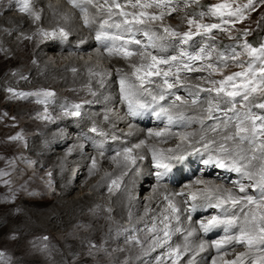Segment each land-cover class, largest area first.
<instances>
[{
    "label": "rangeland",
    "instance_id": "1",
    "mask_svg": "<svg viewBox=\"0 0 264 264\" xmlns=\"http://www.w3.org/2000/svg\"><path fill=\"white\" fill-rule=\"evenodd\" d=\"M45 1L49 5H54L57 7L60 6L64 10L66 8L67 11H69V0H45ZM108 1L109 2H107L106 4L105 0H83L78 4V8L77 9L75 8L77 11L76 12L77 16H79V20L84 19V21H85V15L87 16V19L89 15H91L93 18H96L98 14V10H102L103 8L105 10V11L103 10L104 12L103 14L111 15V17L99 18L97 21H95V24L90 25L91 30L94 31L93 32V35H95L93 36L94 39H96L97 34L102 31V25H104L105 21H107L108 24L111 25L120 24L121 25L120 29H122V27L123 28L127 27L122 23L124 17L119 14L120 9H116L113 7L111 9V14H110L109 6L111 5L112 0H108ZM4 2H7V0H4ZM30 2L33 4V6H31L30 8L34 7L35 3L29 0V3ZM117 2L124 6L123 7L124 11H127L129 13H138L143 11L148 13L149 15L158 16V14H160L159 16L162 15L163 17L162 19L151 20V21L145 18L144 26L147 27L146 28L147 30L149 29V31H153L152 33H155L156 37L163 38L166 36L165 38L168 39V42L169 41L173 42L174 44L171 50H166L164 52H161L160 50L161 46L157 49L145 48L144 46L147 45L149 41L148 38L145 35H143L144 31L142 30L134 31L130 33L128 32L129 35L126 34L127 37L126 35L125 36L122 35V37L124 40L136 39L141 41L140 45L133 44L134 47L137 46L136 53L139 52L150 53L151 55H155L157 57L164 59H170L173 56L177 57V59L180 58L179 60L180 62H175V64L171 62L172 63L171 71L168 75V80L170 83L174 85V87L168 89L163 83L162 76L153 75L147 77L148 78L147 80L151 82L149 83L146 81L143 85V88L148 90L145 91L147 96L143 98L136 96L137 97L136 99L134 97L135 100H138L140 102L142 101L141 103L145 104L146 106L152 107L154 110L160 111L161 108L166 109L167 114L173 117V122L169 123L167 116L162 113L160 115V119H161V121H159L160 123L157 122L159 124H150V122L151 123L155 122L154 116L157 115L158 113L154 111L152 117L149 120V126H142L136 124L134 122V119L132 118L133 116L129 114L128 102L124 99V93L121 91L120 81L122 77H124V74L123 75L121 74V76H117L113 80H110L109 82L111 84L110 87L106 88L108 84L107 81L104 84L101 83L102 85L99 84L103 89L101 91V95H99L100 92H95L94 84H93L94 82H90L91 84L89 86L78 85L75 82L71 84H62L57 82L56 84L53 83L51 84V86H49L50 85L49 80L37 81V83L33 81L32 78L31 80H29L30 74H26L25 78L24 77L20 78L23 81H21V85H19L17 88H11L14 90L7 89V91H5L4 82L8 76L15 77V74L16 76L25 74L26 72H30L29 68L31 66H37L38 64L37 58L33 57L34 56L33 54H35V52L39 48H41V45H44V43L47 41L45 36L42 34V31L51 30V26L43 25L46 22L42 14L44 10H42L43 8L41 7V3H40L38 14L39 13L41 14L39 15L41 21L39 19L37 21H30L29 19L27 20L24 19L26 22L28 23L30 22L32 23V25L35 26L33 32H31L29 36H25L26 33L23 34V37L21 35L20 36L21 39L18 40V43L16 44L12 52H10L9 47H3L2 49H0V56H2L0 57V137H1L0 153L5 154L4 158L0 157V167H1L0 169L1 172L0 174V253H2V255H0V264H154V263L174 264L172 262L175 261V259L173 261L170 260L171 259L170 257H172L174 254L173 252L164 253L165 251L162 252L159 248L157 249L156 235L159 234V230H158L159 222L155 220L150 225L149 228H146L143 222H146L147 220L142 219L144 216V213L141 212L142 209L139 210L140 212L138 214H134V212L132 213V210L126 209L125 210V212H127V217H126L127 219H126L118 216L115 212V209L112 206H110L109 208L102 207L103 211H108L107 216L98 217L97 214L95 215V217H91L92 218L91 221L92 223H94L93 224L94 226L97 225L96 223L99 221L104 224V225L102 224L103 225L102 229H99L98 226H97L98 228L96 227V229L92 227L86 228L88 225H86V227L84 228H81L80 227L81 223H79L78 221L74 220L70 223L69 221L65 222L62 214H60V217L62 219L57 217V214H54L55 216L52 215L51 221L48 224H44L43 226L40 225L41 218L39 214L40 212L45 213L44 208L45 207L48 208L50 207V205H41L40 208H36L32 205L27 206L25 204H22L21 202L22 199L32 198L33 201H39V200L45 201L48 200L49 198L60 200L61 197L59 196L60 192L57 187V182L56 180L54 181L53 171L45 175V173L42 172L45 169L44 166L40 164L39 160H36L34 154L30 151V148L28 147L29 146L32 147L36 145L37 140L43 138L46 133L56 134L60 136V134H63L64 132L68 139H72V137L74 139L76 137V133L72 132L71 134H69L70 133L69 124L78 127L76 124L78 123L79 120H81L82 122H84V127L89 132H85L86 134H84L85 136L82 137L83 138L82 140L78 138L80 141L77 142L78 145L76 149L77 154L81 152V157L82 158L85 157L87 162L92 157V161L90 162L91 163L90 167L93 165L94 167H97L95 164H93L95 163L93 162V156L90 155L93 152V150L92 149L86 150L87 141H91L93 137L95 138V140H98V137H102L103 135H105V132L106 134L107 132H109L108 134L113 133L114 138L117 139L116 143L112 142L114 138L111 139L109 137H106L105 139L106 141L109 140V142H106L109 145V151L105 153L102 150H100V152L97 151L98 153H100L99 160L101 164H99L100 168L97 169L98 171L96 172L95 176H92L94 178L93 182L95 185L97 183L101 184L102 179L104 180L106 176L110 175L111 173H114V169L112 168L110 169L111 166L109 163L107 165H102V160H107L112 162L117 161V159H120L122 157L123 152H125V149H133L134 147L136 148L137 145H140L139 147L140 149L146 143L145 142L146 139L145 138L143 139V137L140 138L142 140H139V137L129 139V137H126L127 133H129L128 135L132 136L134 132L141 133L144 130L146 132H152V133L155 132L162 133L165 131L166 132L169 131L172 133L171 138L157 140L158 143H153L154 146L156 144L155 147H157V145L158 146L160 145L159 142L170 144L169 146H163V148L164 147L171 148L173 146H176L178 143H181L182 145H186L185 149H187V147L189 149L186 151L184 150L183 152L177 151L175 152V154H172L170 156L168 154H164V153L161 154L160 152H158L156 153L157 157L160 159H164L167 157L185 158V156H190L197 159L196 167L197 169H201L198 162L200 163V161H203L201 165H205L204 161L208 159V155L207 156L205 155V152H207V150H205V146L207 144H208L207 146H209L210 144L213 143L211 139L214 136L211 135V133H213V131L215 130H218L219 127H221V125H224L225 127V125L227 124L225 122L231 120L232 119L231 115L234 114V112H232V114L226 112L223 115H221L222 118L217 119L218 121L216 120L208 121L209 111L207 110L210 107V101H212V98L213 99L215 98L214 101L216 104H219V106L222 105L223 107L225 106L229 107L231 105L230 103L227 102L229 99L228 97H226L223 93L217 95L214 89L220 87L218 83L220 80L224 79L226 76L232 75L235 72H240L245 70L248 63L252 61V57H250L243 48V45L245 43L251 45L254 48H260L261 46H264V0H251V3L249 2V0H158V1L141 0V3L152 4V7L143 8V9L140 8L139 6L133 8L131 4H129L128 0H117ZM132 2L135 3V0H132ZM62 4H64L65 6H63ZM218 4L227 5V7L223 9L224 12L223 19L228 20L229 23H223L219 15L212 14L213 7ZM20 7L21 4L19 1L15 9L13 8L6 9V5L0 4V19L3 18L5 15H9V16L12 15L18 16L19 14L23 15V13L25 12H21L19 10ZM32 9L34 10V8ZM228 12L240 13L243 16V19L238 20L236 15L229 17L227 15ZM201 13H203L204 15L201 16ZM55 16L59 17L60 14L58 13ZM129 19H131V17H129ZM190 19L195 20L199 24H217L220 25V27L212 29L209 33H205L203 29H200L198 32L195 25L190 26L188 24V20ZM56 21L58 20L54 19L53 23L55 24ZM51 24L52 23H50V25ZM84 25L86 27L88 26L87 24ZM105 27L106 28H104L103 31L110 33L109 34L110 36L113 35L121 36L120 33L116 31L119 28H116L114 26L107 27L106 25ZM164 28L173 29L180 35L175 37L167 36V34L164 32ZM2 29L3 28L1 26L0 31ZM61 30L58 29L57 31H55V33L61 34L62 33ZM65 30L67 32L69 28ZM82 30L88 31V27L87 28L82 27ZM11 31L14 32L13 30ZM189 31L193 33L192 38L189 39L187 43H183L182 42L183 33ZM12 32L9 33L8 31L6 33L7 35H9L12 34ZM63 33L65 32L63 31ZM67 33H69V31ZM245 33H247V35H245ZM84 35L85 36L83 41H86L87 36L86 34ZM66 38H68L66 35L62 36V39L61 40L59 39V43L61 45L63 44L65 45L66 43H64L63 41ZM158 40L159 39H156L155 42H158ZM100 42L102 43V47L93 46L94 47L93 52L89 50L87 53H82L79 55L69 53L68 51L67 52L63 51L64 53L63 52L57 53L56 51H51V50H48L46 52L41 51L40 53L42 55V58L44 59L45 62L44 64L49 69L51 68L50 71L53 70L56 71L57 75L73 74L79 71L77 68L59 71L62 68L67 67L70 63H74V64L84 63V65H87L85 69L88 71V74L90 73V71L94 72V70H96L97 72L109 71L108 74H112L113 71L112 68L108 69V67L111 66V62L109 63L108 66H106L105 62L107 60H112V59L117 60L120 58L124 60L129 58L140 57L139 54L138 56L136 54L129 58L123 59L122 54H120V56L122 55V57H120L118 54L117 55L114 54L108 55L109 53L105 54L104 52L107 51L105 45L111 46L112 43L110 42V40H102ZM201 49H204L205 58L195 61L188 60L187 58L188 55H192V56L199 55L201 53ZM233 49L237 53H240L238 59L235 61L232 59H227L224 63H222L220 59V54L223 53L226 57H230ZM129 50L132 51L133 49L129 48ZM15 52H17L16 56L19 57L16 58V56L13 55ZM95 52L100 54L99 60L98 59L94 60V57L93 59H91L92 58L91 54ZM181 52H184L185 55L181 56L180 55ZM53 55L55 57H53ZM209 55H210V59L208 58ZM50 57H53V59ZM15 59H17L16 62H13L15 61ZM181 61H183L184 63ZM240 63H243V67L238 66ZM255 63L257 64V66L259 65V61H255ZM186 64L189 65L188 68H185ZM209 64H211L213 67L209 68L208 67ZM168 66L169 65H164V64L159 65L162 71H168L169 70ZM132 67L133 65L130 64V70L132 69ZM104 76L106 75H103V77L99 78L100 79L99 81L102 82V80H106ZM128 78L129 77H126L125 80L127 79L129 83V81L131 80H129ZM133 78L136 79V76L134 75ZM53 81H58V79L54 78ZM213 82H217V83H213ZM240 82L241 81L239 79L236 81L237 86H239ZM114 84H116V86H114L113 88ZM130 84H132V82ZM71 86H75V87H71ZM16 90H20V91H16ZM137 90L138 91H136V94H138L139 92L144 93V90L142 91L140 90V88ZM163 90L166 91L162 93L161 91ZM19 92L31 93L32 95L20 96L18 95ZM44 92H50L53 95L44 96L43 95ZM149 92L152 95H150ZM160 93H162L164 96L166 95L162 100L163 102L159 99L160 95H162ZM104 95L105 96L108 95L109 97L108 99H104L103 102H106L107 100H110L112 102L113 98H115L116 95H119L116 100L119 101V99L122 98L123 100L121 101V103L123 107L127 109H125V111L123 112L124 109L121 107V103L119 105V103L115 102V104L113 105L107 104V106H105L107 107L106 109L99 107L100 111L99 110L97 111L96 109L97 106H94V104L96 105V103H91V102L94 101L93 100L94 98H96L97 100L103 99ZM53 96L55 97L51 98ZM153 96L157 97L155 101H153L152 99ZM177 97H179L180 99H177ZM193 101H195V103H193ZM237 101L238 103L236 104L235 111L242 113L243 111H245V109L241 107L242 102H240L239 97H237ZM50 102L52 104H47ZM258 103H264V93L258 92L253 94L252 97H250V105H254ZM201 104L203 105V114H201L202 116L200 115L201 117L200 121L198 120L195 121L194 116L196 117V115H194L195 113L192 112L191 109L193 107H197L202 111L201 109L202 106L200 107ZM75 105H80L79 116H73L70 114L71 112L76 110L74 107ZM50 106L51 108H53L51 109V111H49ZM226 107L225 109L229 110V108ZM146 109H148V107H146ZM179 109H181V111H179ZM18 110H21L23 114L22 115L16 114ZM88 111H90L89 115H91V112L94 113L98 112V114L103 112L102 118L99 120L98 119L95 120H98L99 121L98 124H102L103 128H106L108 125H111L113 128L116 129V130L114 129L116 132L114 131L115 132L114 133L112 128H107V130H101V128H99L98 126L96 132L92 131L91 125L93 124L90 122L87 123V121H85V119L88 116L87 115ZM105 112H109L110 116L108 114L106 115ZM252 112L255 113L257 116L264 115V109H260L258 107H252ZM45 116H47L48 118L45 119L44 118ZM104 116L110 117V121H106L108 119H103ZM140 116H142V112L138 114V117ZM61 119L64 120V123H66L67 127L60 125V123H62ZM59 120L61 122H59ZM221 120L224 122H221ZM201 121L203 124H205L204 122H207L206 123L207 125H211V124L213 125L216 123L218 124L221 122V125L216 124V126L218 127L217 128L215 127L211 133L209 132L203 133V129H204V128L202 129L203 126L201 127L202 130L198 128L199 122ZM257 123H259V121H257ZM151 126L152 127L156 126L158 127V129H152L150 128ZM148 127L150 129H148ZM224 127L222 126V128H220L218 131L220 132L226 131ZM221 129H223V131ZM233 133L231 132L229 135ZM198 134H200L199 137H201V140H199L200 144L199 141H197L195 143H192L194 145L193 146L192 144H190V142H192L191 139L192 137ZM225 135H228V133L226 132ZM17 136H19L20 138L12 139V137H17ZM209 138H211L210 139L211 141H208ZM95 140L93 141L96 143ZM125 141L126 143L127 141H129V143L130 141L133 142H131L130 144H126ZM201 141L203 143H201ZM119 142H121L122 144H120ZM257 143H259V139L257 140ZM104 144L105 142L103 141V143L98 142L95 145L103 146ZM62 145H64V143ZM71 145H73L72 142H68L66 144L67 148H69ZM120 145L123 146L120 147ZM123 147H125V149ZM243 147L247 149L245 146ZM163 150L166 149L164 148ZM44 153L54 158L56 156L61 155L62 148L53 146L49 149L47 148L44 151ZM209 153L212 152L209 151ZM69 154L70 156H72L71 154H73V152ZM130 154L133 157L128 156L126 160L127 159L131 160V158L132 159L136 158L137 161L139 159L140 160L146 159L144 156L141 155L143 153L131 152ZM251 155L252 152L250 151L249 156ZM77 156L80 157V155ZM151 156H153V154H151ZM70 160L73 163L74 160L77 161L78 159L76 156H73L72 158H70ZM173 160L175 162L178 161L177 159H173ZM150 161L152 164L149 163L147 164L149 166L145 165V167L143 166V168L141 167L140 163L137 165L135 162L132 165V167L129 168V170H133V172H136L137 175H140L139 179L141 177L142 179L141 182L144 181V177L146 176L149 177V179H153L154 174L152 172H154L156 168H152V169H148V168L150 166L151 167L154 166L156 164V161L153 159V157L151 158ZM192 161L194 162V159ZM166 162H168V160ZM256 162L257 160L255 161V163L253 161L252 162L253 165L257 164L259 166L260 161L258 160V162L257 163ZM72 163H70V165L69 163H67V165H69L70 167L66 169V171H70L69 169H72L71 171L75 173L80 166L77 164L73 166ZM54 164H55L54 166L57 168L62 166V164L61 165L58 163H54ZM181 165L182 168L180 169L181 172H179V174L170 175L174 179L178 178L180 183L178 181V185L174 187L167 185L165 183H162V185H164L165 188L167 186V189L169 190L171 188L175 190L178 189L180 191L181 189H183V187H187V195L185 196V198L181 199L182 200L181 202L185 207V210L182 211L183 214L182 213L181 214L185 216V219L188 220V222L191 221L193 223L195 222V224L197 225V230L201 231L202 234L207 235V232H204L200 228L199 224L201 222L205 223L206 222L205 220H210V219L206 218V216L194 217V213L191 214L192 213L191 208H193V205H195L194 203L195 201H198L199 204H204L206 201H208L207 198H205L206 196L201 194H199L197 200H195L194 202L190 198L192 194H196L198 190L202 189V187H196V185H194L193 187H191V184L188 185V183L190 182L192 183V181H196V179H198L197 176H200V172H198L197 175H193L191 179H186L189 181V182L187 181L188 183H184L185 180L180 178L179 176L180 173L187 170L188 173H190L191 175L193 170L192 169L190 170V168L187 165H185V167L183 164ZM116 170H119L118 166ZM71 171L70 173H72ZM253 171H255V168H253ZM35 172L38 173L37 177H35L36 176ZM214 173L217 174L216 172ZM215 177H217V175ZM240 178H242L240 175L233 172V174L228 175L227 182H222L217 180L216 184H213L212 186H220L227 191H231L232 194L234 195L235 194H239L240 196L242 195L241 197H246V195L249 196V194L253 193L254 194L253 197L256 198V196L259 193V189L257 190L254 184L250 182V180L248 179H245L243 183H239L238 181L240 180ZM218 179H220V176H218ZM47 180L48 182H46ZM82 180L83 179H81V181ZM114 180L116 181L117 184L118 178H115L112 181ZM79 181H77V184L74 185L72 191L66 196L65 201H69L73 198L80 199L86 195H91L93 193V190L92 189L90 190V187L87 188V187H83V185H78ZM112 181L106 186V188H105V184L103 183L104 185L102 184L103 186L102 188L103 189L105 188V191L102 190L101 193L95 195L98 198H102V197L106 198V195L108 197L109 193H114V196L124 194V189L120 187H117L116 189V185H113ZM236 181L238 182L239 185L236 184ZM153 184L156 186L158 184L160 185L161 183L153 181ZM240 184L247 186V188H249V192L248 193L237 192L240 190ZM203 189H205V187H203ZM147 190L151 192L150 189ZM145 193L146 190L142 192L138 191V193L135 196L137 197V199H139L137 200V203H139L140 205L148 197V194ZM171 193H173L174 197L176 196L175 198H178L179 196L178 191H174V192L172 191ZM13 196L18 198L15 200L14 203L16 208L13 209L12 211L11 205L13 203V199H12ZM216 197L214 196L210 197L213 203L209 202L208 205H203L201 207H198L196 209L197 212L204 210L207 211L206 215H208L211 218L215 216L220 218L221 220H235L236 223L235 226L232 227H229L226 224H221L219 227L213 228L212 230L217 232L216 234L218 235L217 238L205 239L204 235L201 236L197 235V238H195V240L193 239V241L203 246L206 250L208 249V247L205 246L210 244V242L216 244L215 242L218 241V239H221V237L222 239L223 238L225 239V237L228 238L232 236H239L240 233V227L237 226V223L239 221L237 219L239 216L238 214H240L241 211L238 213L237 212L234 213L233 212L234 210L232 208L231 214L228 215L231 207L229 206L225 207V206L228 203H231V201L227 203H223L221 200H218ZM109 198L112 199L111 197ZM157 200H159V198ZM242 201L244 202L245 200H241V202ZM110 202L112 201L110 200ZM219 202L220 203L222 202L221 207L209 206L210 204L215 205ZM252 206L256 208L255 205ZM28 212H32L35 217L33 216V218H30ZM263 212H264V208H259V213L261 214ZM150 216L152 218H155L154 212H152ZM148 218L150 217L148 216ZM140 219H142V221ZM226 228H228V231H225ZM94 229L97 233L96 239L93 238V236H91V233L94 231ZM45 237L47 239H45ZM233 241L237 243V245L229 247L230 254H232L233 257H227L226 253H224L221 250L218 251L217 253L212 254V256L211 254L208 256L205 255L203 256V254H201L198 260L204 264H210L214 260H217L218 264H237V262L243 256L242 254L246 252H251V250L259 251L258 253L261 255L259 257L260 258L264 257V244H261L259 246L261 248L258 247L252 249L251 247L256 246L257 242H254L253 245L249 247V245L246 242H237L236 240ZM179 247L181 248L182 245H180ZM119 250L124 252V256H120L118 254ZM133 251H135L136 253ZM161 256L164 257L161 258ZM148 260H151V262ZM178 264H189V262L186 259H181L180 261H178ZM248 264H264V261L260 263H257V261H251Z\"/></svg>",
    "mask_w": 264,
    "mask_h": 264
},
{
    "label": "bare ground",
    "instance_id": "2",
    "mask_svg": "<svg viewBox=\"0 0 264 264\" xmlns=\"http://www.w3.org/2000/svg\"><path fill=\"white\" fill-rule=\"evenodd\" d=\"M18 1L19 0H7V2H8L7 3V2H4V0H0V4L6 5V9H12V8L15 9L16 6H17ZM31 1L33 3H35V6L32 7V8H34V10L31 8V12L33 14L30 15L28 13H23V15L19 14L18 16L17 15L16 16L15 15L14 16L13 15L12 16L5 15L3 18L0 19V27L2 26V28L4 29V30L2 29L3 31L2 30L0 31V49H2L3 47H9L10 52H12L14 50V47L18 43V40L21 39V37H20L21 35L23 37V34L26 33L25 36H29L31 34V32H33V29L35 28V26L32 25V23H30V22L29 23L26 22L24 19H26V20L29 19L30 21H37V19H35V14H38V12H39L40 3H41V7L43 8L42 10H44L42 14H43V17L45 18V22H46L43 25L51 26V30L42 31V34L45 36L47 41L44 43V45H41V48L38 47L39 49L38 50L36 49L37 51L35 52V54H33L34 55L33 57L37 58V61H38L37 66H31L29 68L30 72H26L25 74H21L19 76H16V74H15V77L8 76L7 79L4 82L5 83L4 84V90L5 91H7V89L17 88L19 85H21V81H23V80H21L20 78H22V77L25 78L26 74H30V76H29L30 79L29 80H31V78H32L33 81H35L36 83H37V81H48L49 80L50 81L49 82L50 83L49 86H51V84H53V83L56 84L57 82L62 83V84H71V83L75 82L78 85L89 86L91 84L90 82H94L93 83L94 84V90H95V92H100L99 95H101V91L103 90L102 87H101V85H102L101 83L104 84L107 81V83L109 85L107 84L106 88L110 87V85H111L109 83L110 80H113L117 76H121V74L122 75L124 74V77H122V79H125L126 77H129L128 79L131 80V81H129V83L132 82V84H134L136 86V89L140 88V81H138L135 78H133L134 77V75H133L134 68L132 67V69L130 70V64L138 66L141 63L146 65L148 62H151L150 58L149 59H142L141 56L138 57V58H129V59H124V57H123L124 60H122L121 58L117 59V60H115V59L107 60L105 62L106 66H108L109 63L111 62V66H109L108 69L112 68V70H113L112 74H108L109 71L108 72H102V71L97 72L96 70H94V72L90 71V73L88 74V71L85 69L87 65H84V63H75V64L74 63H70L67 67L62 68L61 70H59V71H63V70H69V69L77 68L79 71L75 72L73 74L57 75L56 71H54V70L50 71L51 68L49 69L44 64L45 62H44V59L42 58V55L40 53L41 51L42 52H44V51L46 52L48 50H51V51H56L57 53H62L63 51H66V52L68 51L69 53L76 54V55H79V54H82V53H87L89 50H91L93 52L94 47H102V43L100 41H98L97 39L93 38V36H95V35H93L94 31L91 30V26L90 25L91 24H95V21H97L99 18L111 17V15L103 14L104 13L103 12L104 8H103L102 10H98V14H97L96 18H93L91 15H89V17L87 19L88 21L86 23L84 21V19H80L79 20V16H77V13H76L77 12L76 9L78 8V4L80 2H82L83 0H81V1L75 0V3L71 2V0H69V11H67L66 8L64 10L60 6L57 7V6H54V5H49V4L46 3L45 0H31ZM40 1H42V2H40ZM62 5L65 6L64 4H62ZM31 6H33V4L30 2V7ZM58 13L60 14V16L56 17L55 15H57ZM68 13H69V16H68ZM39 15H41V14L39 13ZM159 15L160 14H158V16ZM54 19L58 20V21H56L55 24L53 23ZM50 23H52V24L50 25ZM84 24L88 25L87 26L88 27V31L87 30L86 31L82 30V27L87 28ZM22 25H23V27H22ZM122 26H124V25H122ZM89 27H90V29H89ZM132 27L134 29H141L142 31L147 30L146 29L147 27H145L144 24L143 25L133 24ZM67 28H69V30H68L69 33H67L68 31L66 32V30H65ZM104 28H106V27L104 26L102 30H104ZM116 28H114V29H116ZM124 28L123 27H122V29L119 28L116 31L119 32L121 36L122 35L125 36L126 34L129 35L130 32L128 33L127 31H124ZM16 29H18V30H16ZM58 29L59 30L62 29L66 33V36L68 37V38L64 39V41H63L64 43H66L65 45L64 44L61 45L59 43V39L61 40L62 36H64V35H61L62 33L61 34L60 33L56 34L55 31H57ZM11 30H13L14 32H12ZM8 31H9V33L12 32V34L7 35L6 32H8ZM147 31H149V29ZM152 32L153 31H149V33H152ZM84 34H86V36H87V40L86 41H83L84 40V36H85ZM108 34H110V33H108ZM126 37H127V35H126ZM165 37L160 38L158 40V42H156V44L158 46L155 47V48L157 49V48H159L161 46L160 47L161 52H164L166 50H171V48H173L172 46H173L174 43L171 42V41L168 42V39H166ZM110 42L113 43L111 40H110ZM116 44L119 45L120 41H116ZM129 48L133 49L132 51H135V52L137 50V46L134 47L133 44H129ZM30 53H32V52H30ZM104 53L106 54V53H108V51H105ZM159 54H160V52H159ZM13 55L16 56L17 52H15ZM108 55H110V54H108ZM114 55H117V54L114 53ZM164 55H165V53H164ZM137 56H138V54H137ZM0 57H2V56H0ZM17 57H19V56H16V58ZM53 57H55V56L53 55ZM53 57H50V58L53 59ZM91 57H92L91 59H93V57H94V60H97V59L99 60L100 54L95 52V53L91 54ZM120 57H122V55ZM54 59H56V58H54ZM16 60L17 59H15V61H13V62H16ZM179 60H180V58L177 59L176 61H174L173 63L175 64V62H180ZM37 61H35V62H37ZM181 62H183V61H181ZM171 65H172V63H171ZM29 66H30V64H29ZM113 68H115V69H113ZM172 68H173V66H172ZM168 69H169V66H168ZM103 75H106V76H104L106 78V80H102V82H101V81H99L100 80L99 78L103 77ZM141 75L143 76L144 74L141 73ZM54 78H57L58 81H53ZM126 81L128 82L127 79H126ZM99 84H101V85H99ZM114 86H116V84L113 85V88H114ZM71 87H75V86H71ZM77 87H80V86H77ZM11 90H14V89H11ZM16 91H20V90H16ZM165 91L166 90H163L161 92L164 93ZM162 93H160V94H162ZM89 94H88V96H89ZM197 94H199V93H197ZM118 96L119 95H116L115 98H113L112 102L110 100H107L106 102H103L104 99H108V97H109L108 95L107 96L104 95L103 99H101V100L98 99L97 100L96 98H94L93 99L94 101H92L91 103H96V105L94 104V106H97L96 107L97 111L98 110L100 111L99 107H102V108L106 109L107 107H105V106H107V104H112L113 105L116 102V103H119V105H120V103H121V101L123 99L122 98H120V99L118 98L119 101H117L116 99H117ZM136 96H138L140 98H143V97L147 96V94L144 91V93L143 92L142 93L139 92L138 94H136L135 95V99L137 98ZM54 97L55 96H53L51 98H54ZM214 100H215V98L214 99L212 98V101H210V105L212 106L213 110L211 112H208V121L209 120L218 121L217 119L222 118L221 115H223L226 112L232 114L233 111L226 110L225 109L226 106L225 107H223L222 105L219 106V104H216ZM102 102H103V104H102ZM167 102H168V100H167ZM47 104H52V103L50 102V103H47ZM202 104H203V102H202ZM202 104L200 105V107L202 106V108H201L202 111L200 109H198L197 107H193L191 109L192 112L195 113L194 115H196V117L194 116L195 119L193 118L195 121H197V120L200 121V118H201L200 115L203 114V105ZM91 105H93V104H91ZM121 107L124 109L123 112L125 111V109H127V108L123 107L122 103H121ZM147 107L150 108V106H147ZM226 108L231 109V105L229 107L227 106ZM51 109H53V108H51V106H50L49 111H51ZM145 109L146 108L139 109V112L145 111ZM182 110H183V108H182ZM154 111L158 112V113L160 112L159 110H154L153 109L152 112H154ZM179 111H181V109H179ZM89 112L90 111H88V113H87L88 116L85 119V121H87V123L90 122V123L93 124V125H91L92 129L94 127L96 129V131H97V126H98L99 128H101V130H107V128H112L113 132L116 130L111 125H108L106 128H103L102 124H98V122H99L98 120L102 118V113H103L102 111H101L102 113H100V114H98V112H95V113L91 112V115H89ZM105 113H106V115L107 114L109 115V112H105ZM16 114L22 115L23 112L21 110H18ZM197 116H199V117H197ZM231 116H232L231 117L232 119L230 118L231 120H228V121L225 122V123L228 124V125L226 124L225 127H224V125H221V122H224L222 120H221L220 123H218V124L216 123L217 125H219V124L221 125V127H219V129L222 128V126L226 129V131H223V129H221L223 132L218 131L219 130L218 129V130L213 131V133H211L212 130L215 127L216 128L218 127V126H216V124L207 125L206 124L207 122H204L205 124H203L202 121L199 122L198 128H200V130H202L203 128L206 129V130L203 129V133L209 132V133H211V135L214 136V137H212V139L211 138L208 139V141L212 140L213 143L209 142V143H212V144L207 146L208 147L207 148V152H205L206 156L208 155V157H209V155H218V152L216 150L219 148V146L221 144L226 143L227 146H229V147H234L235 146V143H236L235 141H227L226 142L224 140V137L226 136L225 135L226 132L229 135L231 132L233 133V132L236 131L235 124L237 123V120H236L235 114H233ZM140 117H142V116H140ZM95 119H98V120H95ZM103 119H108L106 121H110V117H107V116L106 117L104 116ZM59 122H61V121L59 120ZM117 122H120V121H117ZM159 123H156V122L151 123L150 122V124H159ZM60 125L67 127L66 123H64V120H62V123H60ZM76 125L78 127L73 126L72 124L71 125L69 124V132H70L69 134H71L72 132L76 133V137L74 139H73V137H72V139H68L64 132H63V134H60V136L56 135V134H49V133L47 134L46 133L43 138L39 139L40 141L37 140L36 145H34L32 147H30V146L28 147V148H30V151L34 154V157L36 158V160H39L40 164H42L44 166L45 169L42 172L45 173V175L47 173H50V172L53 171L54 181L56 180V182H57V187H58L59 192H60L59 196L61 197L60 200H55V199L49 198L48 200H45V201H41V200L33 201L32 198H23L22 199V201H21L22 204H25L27 206L32 205V206H34L36 208H40L41 205H50V207H48V208L45 207L46 209L43 206L45 213H41L40 212V214H39V216L41 218V224L40 225L43 226L44 224H48L51 221L52 215H54V214H57V217L62 219L60 217V214H62L65 222L69 221V223H70V222L75 220V221H78L79 223H81V226H80L81 228H84V227H86V225H88L86 228L92 227V228L96 229V227L98 226L99 229H102V227L104 225L102 222L99 221V222L96 223L97 225L94 226L93 225L94 223H92V221H91V219H92L91 217H95V215H97V214H98L97 215L98 217L99 216H107L108 215V211H103L102 207H105V208L108 207L109 208L110 206H112L115 209L116 214L118 216L122 217V218H126L127 217V212H125L126 209L132 210V213L134 212V214H138L140 212L139 210L142 209L141 212H143L144 216H145V218L143 216L142 219H146L147 220L146 222H143L146 228H149L150 225L155 220H157L159 222V225H158L159 234L156 235L157 249L159 248L162 252L165 251L164 253L173 252L174 253L173 256L170 257L171 259L169 258L171 261H173L175 259V261H173L172 263L178 264V261H180L181 259H186L189 262V264H204V263H202L201 261L198 260L199 256L201 254H203V256L204 255L208 256V255L211 254V256H212V254L217 253L218 251H221V250L224 253H226L227 257H233L232 254H230L229 247L235 246V245H237V243L235 241L228 242V238H226V237H225V239L224 238L222 239V237H221V239H218V241L222 242V246L221 247L218 248L216 246V244H213V243L210 242V244L205 246V247H208L207 250L204 247L201 248L200 244H197V243H195L193 241V239L195 240V238H197V235L201 236V235H204V234H202L201 231L197 230V225L195 224V222L194 223L192 221L188 222V220L185 219V216L182 215L183 214L182 211L185 210V207H184L183 203L181 202L182 201L181 199L185 198V196L187 195V187H183V189H181V191H180L178 189L175 190V189H171V188L169 190V189H167V186L165 188L164 185H162V183L160 185L163 186V187H161L159 184L155 186L153 184V181L156 182V180L158 179V177L156 175H153V179L155 178L154 180L153 179H149V177L146 176V177H144V181L141 182V180H142L141 177L139 179L140 175H137V173L133 172V170H129V168H131L132 165L135 162H136L137 165L140 163L142 168H143V166L145 167V165L149 166L147 164L151 163L150 160L153 157V156H151V154H153V151H155V153L160 152L161 154L164 153V154H168L170 156L172 154H175V152H177V151L183 152L184 150L185 151L188 150L189 148L187 147V149H185L186 145H182L181 143H178L176 146H173L171 148L164 147L166 150H163L164 149L163 146H169L170 145L169 143L159 142L160 143L159 146L157 145V147H155L156 144L154 146L153 143H158L157 140H159V139H161V140L162 139H170L171 135H172L171 132H169V131L162 132L160 136L155 135V133H158V132L152 133V132H146L145 130L143 132H141V133L140 132H134V134L132 136L128 135L129 133H127L126 137H129V139H132V138H135V137H139V140H142V139H140L141 137H143V139L144 138L146 139V141H145L146 143L144 144V146L142 148L139 149V147L138 148L134 147L133 149H131V152L143 153L141 155L144 156L146 159H144V160H140L139 159L137 161L136 158H133V159L131 158V160H128V159L126 160V157L131 156V154H130L131 152L130 153L123 152L122 157L120 159H117V161L112 162V161L102 160V165H107L109 163L110 166H111L110 169L111 168L114 169V173H111L110 175L106 176L104 178V180H106V181H104L102 179L101 184L97 183V184L94 185V182H93L94 178L92 176H95L96 172L98 171L97 169L100 168L99 164H101L100 160H99L100 153H98L97 151L100 152V150H102V151H104V153L108 152L109 151V145L106 142H109V140L106 141L105 139H106V137H109V138L112 139V138H114V135H113V133L112 134H108L109 132H107V134H106V132H105V135H103L102 137H98V140H95V138L93 137L91 141H87L86 150H89V149L93 150V152L91 154L90 153L89 154L91 156H93V162H95L93 164H95L97 166V167H94V165H93V166L90 167V164H91L90 162L92 161V157L90 158V160L88 159L89 161L87 162L85 157H83V158L81 157V152H79V154H77V150H76L77 146H78L77 142L83 139L82 137L85 136L84 135V134H86L85 132H89V131H87V129L84 127V122H82L81 120H79ZM88 125H90V124H88ZM75 127H76V129H75ZM170 127H172V126H170ZM201 127H202V129H201ZM150 128L158 129V127H156V126L155 127L151 126ZM150 128L148 127V129H150ZM65 131H66V129H65ZM216 132H218V133H216ZM150 133H152V134L150 135ZM200 134L192 137V139H191L192 142H190V144L201 140V137H199ZM206 136H209V135H206ZM93 140H95L96 143H98V142H102L103 143V141H104L105 144L103 146H101V145L96 146L95 145L96 143ZM116 140L117 139L114 138V140L113 141L111 140V141L116 143ZM0 141H1V137H0ZM202 141H201V143H203ZM68 142H72L73 143V145H71L69 148H67V146H66V144ZM131 142H133V141H130V143ZM134 142H135V140H134ZM63 143H64V145H62ZM119 143L122 144L121 142H119ZM125 143H126V141H125ZM130 143H129V141H127L126 144H130ZM199 144H200V141H199ZM53 146L54 147H58V148L59 147L62 148V153H61L60 156H56V157L52 158L51 156H49L46 153H44V151L47 148L49 149V148H51ZM121 146H123V145H120V147ZM243 146H245L247 149L249 148V145H248L247 141L244 142ZM123 148L125 149V147H123ZM205 150H206V148H205ZM209 151H211L212 153H209ZM71 152H73V154H71L72 156H70V154H69ZM249 152H248V155H249ZM160 153H159V155H160ZM86 154H88V153H86ZM4 155L5 154H1L0 153V157L1 158H4ZM77 155H80V157L77 156ZM256 155H259V152H256ZM73 156H76L78 160L75 161L76 160L75 159L74 162L72 163L70 158H72ZM131 157H133V156H131ZM193 159H194V162L192 161ZM196 161H197L196 158H193V157H190V156H185V160L184 161H182V160L176 161L178 163L183 164L184 167H185V165H187L190 168V170L191 169L193 170L191 175H189V177H187V179H191V177L193 175H197V173L200 172V176H197L198 179H196V181H201V183H196V181H192V180H190V181H192V183L191 182L188 183L189 181L186 180V179H185L184 183H188V185L191 184V187H193L194 185H196V187H202L201 190H198V192H196L197 197L199 196V194H201V192L203 190V187L211 188V189H218L219 191L216 192L214 197H216V196H218V197L219 196L227 197V192H228L227 190L223 189L220 186H212V185L216 184L217 180L218 181H222V182H227L228 175L233 174V172L229 171L226 168H219L214 163L201 165V163L203 161H200V163L198 162V164H199L201 169H197V167H196L197 166L196 165L197 162ZM255 161H254V163H255ZM257 162H258V160H257ZM54 163H58L60 165L62 164V166L57 168V167L54 166L55 165ZM67 163H69V165H70V163H72L73 166H75L77 164L80 167L75 173L71 171L72 169H69L72 172V173H70V171H66V169H68L70 167L69 165H67ZM226 163H227V161H226ZM155 165L152 166V167L150 166L149 168L147 167L148 169L156 168L154 170V172H152L153 174H155L156 172H159V171L162 170L160 168H157ZM180 165L177 164L175 166V168L171 172L172 175L173 174H179V172H181L180 169L182 168V165L181 166ZM117 166H118L119 170H116ZM257 167H258V165H257ZM0 169H1V167H0ZM214 172H216L217 174H215ZM35 173H36L35 177H37L38 173L37 172H35ZM0 174H1V172H0ZM236 174L240 175L239 173H236ZM216 175H217V177H215ZM179 176H180L181 179H183L182 173H180ZM218 176H220V179H218ZM115 178H118L117 185H118V187L124 189V194L117 195V196L115 195L114 196V193H109L108 197L106 195V198L105 197L98 198L96 195L98 193H101L102 190L105 191L106 186ZM137 178H138L139 182L137 181ZM81 179H83V180L81 181ZM245 179H247V178L246 177H242V178H240L239 181L238 180L237 181L239 183H243L245 181ZM77 181H79L78 185H83V187H87V188L90 187V190L92 189L93 193L91 195H86V196H84V197H82L80 199H74L73 198V199H71L69 201H65L66 196L72 191V189L74 188V185L77 184ZM237 181H236V184H238ZM43 182H44V180H43ZM46 182H48V180ZM250 182H252L255 185L254 180L250 181ZM103 183L105 184V188L104 189L102 188L103 187L102 186ZM179 183H180V181H179ZM45 184H47V183H45ZM177 185L178 184H172L173 187L177 186ZM244 187H245L246 191L242 192V193H248L249 192V188H247V186H244ZM116 189H117V186H116ZM147 189H150L151 192H149ZM145 190H146V193L148 194V197L140 205L139 203H137V200H139V199H137V197H135V196L138 193V191L142 192V191H145ZM257 190H258V188H257ZM172 191L173 192L174 191H178L179 193H183V195H179L178 198H175L176 196L175 197L173 196V193H171ZM237 192H241V191L239 190ZM169 193H171V194H169ZM249 195L253 196L254 194L252 193V194H249ZM234 196L241 197L242 195L240 196L239 194H235ZM109 197H111L112 199H110ZM17 198L18 197H15V196L12 197V199H13V203L11 205L12 206V211H13V209L16 208L14 203H15V200ZM113 198H115V199H113ZM158 198H159V200H157ZM255 199H257V200L260 199V193H258V195L256 196ZM110 200L112 202H110ZM207 200L208 201H206L204 204H199L198 201H195V202L193 201L195 203V205H193V208H191L192 209V213L191 214L194 213V217H197V216H204L205 217L206 216V218L211 219V217L206 215L207 211L204 212V213H201V212H197V210H196L198 207H201L203 205H208L209 202H212L211 198H207ZM173 206L177 209V211H173L172 210ZM228 206L231 207L230 208V212H229L228 215L231 214V209L232 208L234 210L233 211L234 213H236V212L238 213V212L241 211V213L238 214L239 216L237 215L238 216L237 220L239 221L238 222L239 224L237 223L238 227L244 226L245 218H246V216H249L250 213L255 212L257 214V216L260 215L259 209L253 207L252 205H246L245 201L244 202L240 201L235 206H233L232 203H228L225 207H228ZM152 212H154L155 218H152L150 216L152 214ZM82 213H84V214H82ZM128 213H130V212H128ZM28 215L30 216V218H33V216H34V214L32 212H28ZM148 216L150 218H148ZM142 219H140V220L142 221ZM148 221H151V222H148ZM205 221H206L205 223H207L208 220H205ZM132 223H133V221H132ZM99 225H102V226H99ZM192 226H193V228H192ZM248 227L251 230V224H249ZM95 229L91 233V236H93V238L96 239L97 238V233H96ZM136 233H137V231H136ZM165 233H167V235H165ZM257 234H259V233H257ZM217 236L218 235H216V234L211 235V236H208V234L204 235L205 239H208V238L213 239V238H217ZM144 241H146V240H144ZM261 244H264V243H261V242L257 241V245L254 246V247L252 246L251 248L252 249L258 248ZM180 245H182L181 248L179 247ZM155 246H156V244H155ZM259 248H261V247H259ZM227 249H229V250H227ZM135 251H133V252H135ZM258 252L259 251L251 250V252L243 253L242 254L243 256L242 257L240 256L241 258L237 262V264H248L251 261H257V263L263 262L264 261V257L260 258L259 256H261V255ZM135 253H133V254H135ZM118 254L120 256H124V252H122L121 250L118 251ZM134 256H136V255H134ZM162 257H164V256H161V258ZM148 261L151 262V260H148ZM217 262H218L217 260H214L211 263L212 264H218Z\"/></svg>",
    "mask_w": 264,
    "mask_h": 264
},
{
    "label": "snow or ice",
    "instance_id": "3",
    "mask_svg": "<svg viewBox=\"0 0 264 264\" xmlns=\"http://www.w3.org/2000/svg\"><path fill=\"white\" fill-rule=\"evenodd\" d=\"M21 7L20 11L25 12L28 14H33L31 12L30 3L29 0H19ZM71 2L75 3V0H71ZM107 3L108 0H105ZM129 4L133 8L139 6L140 8H148L152 7V4L150 3H141V0H135V3L132 2V0H128ZM251 3V0H249ZM120 9L119 14L124 17L123 24L127 27L124 28V31L127 32H134V31H140L141 29H134L132 27L133 24H140L143 25L145 23V18L148 20H157L162 19L161 16L156 15H149L146 12H138V13H129L127 11L123 10V5L117 2V0H112L111 5L109 6V12L111 14L112 8ZM227 5L225 4H218L213 7V15H219L222 19L223 23H229L228 20H224V12L223 9H225ZM204 14L201 13V16ZM227 15L229 17L236 15L237 19H243L242 14L240 13H232L228 12ZM131 17V19H129ZM35 19H40L39 14H35ZM85 22L87 23V16L85 15ZM188 24L195 25L197 28V31L199 32L200 29H203L205 33H209L212 29L219 28L220 25L217 24H199L195 20H188ZM107 27H117L120 28V24L111 25L108 24L107 21L104 22V25H102V29L104 26ZM62 34L66 35V33H63V30H61ZM164 32L171 37H175L180 35L175 30L170 28H164ZM144 35L148 38L149 43L145 45V48H155L158 45L156 44V39H160V37H156L155 33H149V31L145 30ZM193 33L191 31L183 33V43H187L189 39L192 38ZM247 35V33H245ZM96 39L98 41L102 40H111L113 43L111 46L105 45L106 50L108 53L111 54H122L124 58H129L133 55L139 54L142 59H149L150 63L143 64L141 63L139 66L133 65L134 73L133 75L136 76V79L140 81V90L148 91L147 89L143 88L144 83L151 82L147 80V77L150 76H162L163 77V83L168 88L171 89L174 87L172 83L168 80V75L171 71V62H174L177 60V57L173 56L170 59H164L157 57L155 55H151L150 53L145 52H133L129 50V44H136L140 45L141 41L136 39H130V40H124L122 36H110L106 31H101L97 34ZM116 41H121L119 45L116 44ZM243 48L247 52V54L252 57V61L248 63L245 70L240 72H235L232 75L226 76L224 79L220 80L218 83L220 87L214 89L219 95L220 93H223L226 97H228V103L232 105L230 111H233L237 120V123L235 124L236 131L231 135H226L224 137V140L227 141H235L234 147L227 146L226 143L221 144L219 148L216 150L218 152V155H209L208 159L204 161L205 164H211L214 163L219 168H226L229 171H233L236 173H239L242 177H246L248 180L255 182V187L259 189L260 193V199H255L253 196H246V197H236L234 196L231 191L227 192V197H216L218 200H221L223 203H227L231 201L232 205L235 206L238 204L241 200H245L246 205H255L256 208H264V115L257 116L255 113L252 112V107H258L260 109H264V103H258L254 105H250V97L253 96L255 93H264V46H261L260 48H254L251 45L245 43L243 45ZM181 56H184L185 53L181 52ZM240 53H237L234 49L231 53L230 57H226L223 53L220 54L221 62L224 63L227 59L237 60ZM189 61H195L205 58L204 57V49H201V53L196 56L188 55ZM210 59V55L208 57ZM255 61H259V65L255 63ZM169 65L168 71H162L159 67V65ZM226 66V65H225ZM238 66L243 67V63H240ZM189 65H185V68H188ZM209 68H212L213 66L211 64L208 65ZM215 70V69H214ZM144 73L142 76L141 73ZM240 80L239 86H237L236 81ZM217 83V82H213ZM121 91L124 93V99L128 102V110L129 114L132 116H136L139 114V109L146 108L147 106L138 100H135L134 97L136 95V86L134 84L128 83L125 79H121ZM230 89V90H229ZM151 95V93L149 92ZM20 96H27L32 95L30 93H19ZM38 95V94H37ZM44 96H51L53 95L50 92H44ZM237 97L240 98L241 107L245 109V111L236 112V104L238 103ZM153 101L157 99L156 96L152 97ZM160 100L164 99V95H160ZM177 99H180L177 97ZM195 103V101H193ZM75 111L71 112V115L79 116V108L80 105H75ZM213 110L212 106L210 105L208 111L211 112ZM161 113L167 116L168 122H173V117L171 115L167 114V110L164 108L160 109V112L157 113V117L160 118ZM45 119L48 117L45 116ZM182 118V117H181ZM259 121V123H257ZM92 131H96L95 128L92 129ZM152 133H150L151 135ZM155 135L160 136L161 133H155ZM190 135V134H189ZM20 137H12V139H19ZM186 138V136H185ZM259 139V143H257V140ZM247 141L249 148L245 149L243 147L244 142ZM143 143V142H141ZM137 147H140V145H137ZM207 150V145L205 146ZM251 151L252 155L249 156L248 152ZM131 149H125V153H130ZM256 152H259V155H256ZM127 158V157H126ZM153 159L156 161V167L163 169V172H157L156 175L158 177H162L167 175L172 170V165L169 162H166L167 160L172 159H183V157H168L164 159H160L157 157V154L155 151H153ZM259 160L260 164L258 167L253 165V161ZM227 161V163H226ZM134 162V161H133ZM253 168H255V171H253ZM113 185L116 184V181H112ZM196 183H201V181H196ZM238 183V182H237ZM111 190V189H110ZM218 189H211V188H205L202 190L201 195L206 196V198H210L215 196L216 192H218ZM240 191L245 192L246 189L243 184H240ZM179 195H183V193H179ZM190 198L195 201L197 199L196 194H192ZM214 207H221V203H217L215 205H209ZM173 211H177V209L173 206ZM221 224H226L229 227L235 226V220H221L218 217L213 216L210 220L207 221V223L201 222L200 228L204 232H209L213 228L219 227ZM251 224V230L249 229L248 225ZM225 231H228V228L225 229ZM259 233V235H257ZM167 235V233H165ZM45 239H47L45 237ZM233 240H236L237 242H246L249 247L253 245L254 242H261L264 243V213H261L259 216L255 212L250 213L249 216H246L245 218V225L240 227V233L239 236H232L228 237V242H231ZM216 246L219 248L222 246L221 241H216ZM203 246H201L202 248ZM2 255V253H0Z\"/></svg>",
    "mask_w": 264,
    "mask_h": 264
}]
</instances>
